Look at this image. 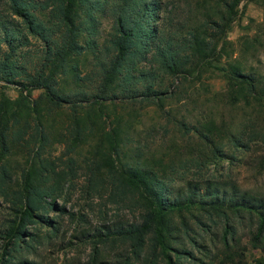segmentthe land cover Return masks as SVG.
I'll return each instance as SVG.
<instances>
[{
    "label": "rangeland",
    "instance_id": "1",
    "mask_svg": "<svg viewBox=\"0 0 264 264\" xmlns=\"http://www.w3.org/2000/svg\"><path fill=\"white\" fill-rule=\"evenodd\" d=\"M160 1L164 7L162 17L171 22L169 29L179 33L197 30L207 37L218 30L212 21L219 23L225 12L223 0ZM235 11L222 43L207 37L216 46L215 59L202 64L187 78L163 76L160 81L163 93L158 101L140 97L104 101L100 106L103 116L95 118L92 113L89 121L86 106L73 112L69 105L50 104L41 89L31 91L29 100L35 102L34 113L25 117L27 124H22L19 137L12 140L0 164L10 176L6 185L13 190L20 189L23 172L31 163L45 168L50 182L59 181L60 192L54 203L63 209L47 208L44 215L51 222L35 218L29 226V230L43 236L30 258L39 264H89L96 253L93 264H151V259L155 261L153 264H164L151 233L147 234L138 258L131 253L127 240L108 234L107 228L139 223L145 210L144 205L133 202L135 198L145 202L133 193L128 200L112 202L104 174L112 165L117 172L135 161L157 171L164 166L166 175L173 178V190L182 188L187 181H210L219 186L233 185L239 192L264 198V0H239ZM40 17L46 20L47 10ZM96 18L92 35L95 48L88 50L84 46L74 58L77 75L85 79L56 73L52 85L57 91L71 95L95 91L99 61L112 55V51L104 49L112 33L109 8L98 12ZM14 53L12 58L23 69L14 79L23 80L25 75L35 76L39 72L47 74L41 40L28 35V44ZM147 65L140 66L147 68ZM235 69L252 77L253 92L240 77L232 76ZM17 93L14 84L0 81V95L14 99ZM73 114L83 121L85 136L80 142L73 141ZM116 121L127 139L121 148L111 151L100 139V133ZM19 126L20 123L11 126L8 137L15 139L14 130ZM195 129L203 132L209 129V140L199 137ZM95 163L103 177L98 175L100 178L93 181L90 174L97 173L92 172ZM8 199L0 196V231L12 225L17 217ZM196 205L174 211L169 217L172 225L179 228V243L192 249L195 258L205 260L221 246L227 220ZM229 218L228 231L230 227L234 229V237L245 246V260L251 264L259 254L249 243L255 218L246 214ZM53 224L58 227L55 233L51 232ZM96 229L101 233L93 236ZM177 244L170 242L173 247ZM168 251L175 259L173 251ZM179 263L198 264L183 256L178 258Z\"/></svg>",
    "mask_w": 264,
    "mask_h": 264
},
{
    "label": "trees",
    "instance_id": "2",
    "mask_svg": "<svg viewBox=\"0 0 264 264\" xmlns=\"http://www.w3.org/2000/svg\"><path fill=\"white\" fill-rule=\"evenodd\" d=\"M238 2L239 0H223L225 12L220 16L219 23L212 21L218 30L207 35L208 39L214 37V41H224L226 30L235 17ZM105 7L109 8L112 17V33L107 40L108 47L104 49L112 51V55L106 61H99L96 75L98 83L93 88L95 91L79 95L57 91L52 85L53 75L56 73H70L73 79H85V76L77 75L74 58L84 46L88 50L95 48L92 35L95 33L96 15L105 10ZM163 8L160 0H1L0 81L14 84L18 93L14 99L0 95V161L8 152L12 140L19 137L22 124H27L25 117L34 113L35 102L29 100L34 89H41L50 104L69 105L73 112L78 107L80 109L81 106H86L87 120L90 121L92 113L95 118L103 116L100 106L104 101L137 97L158 101L159 95L163 93L160 88L163 76L187 78L193 76L202 64L211 63L217 55L216 46L197 30H187L184 33L170 30V19L161 15ZM45 10L48 17L43 20L40 14ZM166 19L167 23H164ZM28 35L42 41L43 65L48 72L46 75L41 72L35 76L25 75V79L16 80L14 78L22 74L23 69L18 68L12 55L18 47L28 44ZM141 63L148 64V67L142 68ZM232 76L240 77L253 92L254 85L250 75L235 69ZM72 117L75 129L73 141L80 142L85 136L81 127L83 121L78 114H73ZM18 123L19 128L14 130L15 139L8 137L10 127ZM194 131L202 139L209 140V129L207 132L199 129ZM100 135V139L111 151L121 148L127 139L119 121ZM212 146L219 151L215 145ZM93 168L92 172H97L90 174L93 181L103 177L98 172V164L95 163ZM104 174L110 186L112 202L128 200L131 193L146 202L140 203L136 198L133 201L138 206L145 207L139 223L119 224L106 229L109 235L127 240L135 258L139 257L147 234L151 233V239L158 245L164 264H178L180 256L196 260L198 264H248L245 260V246L240 245L234 237V229L230 227L228 231L226 226L230 216L246 214L250 219L253 216L255 218V230L250 233L249 243L251 248L259 252L251 264H264V198L239 192L233 185L219 186L210 181H187L182 188L173 190V178L166 175L164 166L157 171L146 165H139L138 161L125 164L118 172L112 165ZM49 178L45 168L31 163L29 169L23 172L20 189H8L6 183L10 176L5 166L0 164V196L9 198L17 213L13 224L0 231V239L3 240L0 264H39L29 256L35 254L43 236L34 229L29 230V226L35 218L45 223L51 222L44 215L47 208L63 209L61 205L54 203L60 192L59 181L50 182ZM194 204L207 213L215 212L227 220L221 246L213 254L206 256L205 260L195 258L192 249L179 243V228L172 225L169 217L172 212ZM57 229L53 224L51 232L55 233ZM100 233L101 230L96 229L93 236ZM23 236L28 237L24 239ZM171 241L178 242L177 246H171ZM168 250L173 251L175 259L171 258ZM95 258L96 253L89 264H93ZM150 263L155 261L151 259Z\"/></svg>",
    "mask_w": 264,
    "mask_h": 264
}]
</instances>
